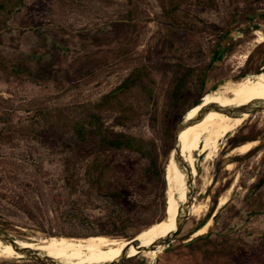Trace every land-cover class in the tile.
I'll use <instances>...</instances> for the list:
<instances>
[{
	"label": "rangeland",
	"instance_id": "rangeland-1",
	"mask_svg": "<svg viewBox=\"0 0 264 264\" xmlns=\"http://www.w3.org/2000/svg\"><path fill=\"white\" fill-rule=\"evenodd\" d=\"M172 4L179 5L177 17L195 28V36L178 50L167 51L164 37L171 18L164 6ZM257 29L264 32V0H0V230L32 241L97 233L131 238L164 219L167 185L163 196L151 183L139 182L142 163L126 150L104 154L128 165L119 179L114 174L108 178L110 183L129 185L136 206L123 219L112 213L108 195L89 188L88 162L80 156L72 125L87 118V112L135 66L157 65L154 101L138 103L137 119L120 124L115 112L99 113L109 128L155 138L166 171L173 149L164 153L162 125L166 121L175 134L183 118L191 120L197 99L202 97L203 102L230 80L260 72L264 43H254ZM247 50L249 57L240 65ZM178 61L196 69L189 85L191 98L184 114L165 118L170 76L165 63ZM202 68L203 86L198 87L196 76ZM126 99L137 104L138 96L128 94ZM189 129L190 123L180 130V146ZM247 140L258 144L248 154L231 153ZM228 163L235 165L227 169ZM197 168L192 199L204 204V211L200 216L188 215L152 264H264V254L260 259L255 256L263 247L246 249L245 255L241 251L219 255L208 241L193 249L184 246L192 232L209 220L206 233L198 236L212 231L213 238L227 235L250 244L264 238V110L251 114L234 135H228L213 160L200 156ZM170 176L165 172L166 182ZM223 196L228 201L218 207ZM38 262L28 257L0 258V264ZM147 262L137 254L118 264Z\"/></svg>",
	"mask_w": 264,
	"mask_h": 264
},
{
	"label": "trees",
	"instance_id": "trees-1",
	"mask_svg": "<svg viewBox=\"0 0 264 264\" xmlns=\"http://www.w3.org/2000/svg\"><path fill=\"white\" fill-rule=\"evenodd\" d=\"M178 7L179 5L177 4H172L168 8L164 6L171 18V25L167 28L164 37V48L167 51L178 50L184 42L190 41L195 36V28L190 25L186 26V24H183L177 17L176 11ZM216 51L217 49L213 50L214 53H216ZM155 67H157V65L150 66L146 63L135 66L114 91L105 94L101 100L87 112V118L77 119L72 125V130L78 142L80 156L88 162L85 175L90 190H95L101 195H108L111 200L110 208L112 213L122 219L128 217V215L133 212L136 205L132 199H130L129 185L110 183L108 174H114L115 178L117 175L119 179L128 165L122 162L109 160L104 154L112 150H126L136 154V162L142 163L139 173V182L151 183L152 186L159 188L163 196L165 195L167 185L165 168L161 165L159 145L155 138L137 136L125 131L109 128L105 126L99 112L105 109L115 112L116 120L120 124L137 119L140 114L138 107L140 105L138 103L142 101L150 104L154 101L156 79L153 74V68ZM165 69L170 73L165 95V105L163 107V115L167 118L176 112H179L180 115L185 113V107L191 98V89L189 85L194 77L196 69L185 65L181 61L166 62ZM203 71L204 68H202L201 73L196 76L198 87L203 86ZM128 94H136L138 96L137 104L134 101L130 102L126 99V95ZM197 101L198 99L193 105H195ZM151 119L153 126H157L158 118L156 111L152 113ZM173 136L174 130L171 125L165 121L162 125L161 136L164 153H168L173 149ZM259 184H261V181L255 184L254 188L259 187ZM253 212H257V210L254 209ZM97 234L111 235L112 233ZM203 241L212 243L213 247L217 250L214 254L219 255L233 254L238 251H241L242 255H245L246 249L254 251L259 247L264 248V238L260 239L258 243L250 244L242 241L240 238L236 239L227 235L213 238L212 231L196 237L193 241L184 246L193 249ZM219 241L222 243H219ZM238 241H241L242 245H240ZM226 246H229L226 252L219 251L225 249ZM218 247H221V249H217ZM262 254H264V250L256 252L255 256L260 259ZM38 264L45 263L39 261Z\"/></svg>",
	"mask_w": 264,
	"mask_h": 264
},
{
	"label": "bare ground",
	"instance_id": "bare-ground-1",
	"mask_svg": "<svg viewBox=\"0 0 264 264\" xmlns=\"http://www.w3.org/2000/svg\"><path fill=\"white\" fill-rule=\"evenodd\" d=\"M255 34L257 38L254 40V43H264V32L257 29ZM249 52L250 51L247 50L244 54L242 53L240 65L247 60ZM262 102H264V64L258 74L250 72V74L244 75L238 79L230 80L218 93H210L205 101H200L195 107L191 120L195 119L196 114L202 107L211 103L236 107ZM250 117L251 114L248 112L242 115H234L219 111H211L201 118L197 126L196 120L190 122L188 138L183 141L185 143L180 146V151L182 157H184L192 168V177L194 179L198 175V158L204 156L205 161L213 160L220 152L223 140L228 135H234ZM257 144V140L244 141L236 145L231 153L248 154ZM233 165L235 164L228 163L225 168L232 169ZM165 172L171 175L169 181H167L168 200L166 216L160 222L149 225L133 236L135 240H139L142 245H149L157 239L168 235L176 228L178 216L187 199L186 175L176 164L173 151L170 154ZM205 176L207 175L205 174ZM199 195L201 196L202 194ZM227 196L221 197L218 207L227 203ZM204 207L205 205L199 202L197 198L192 199L190 203V214L200 216L204 211ZM210 223L211 220L195 231L192 237L206 233ZM14 239L21 247L36 250L39 253H45L68 264H106L115 261L122 255L124 249L134 241L131 240V238L105 234H92L86 236L51 235L42 237L38 241L24 240L23 238ZM160 252L161 248L140 251L135 245H132L127 250L124 257L131 258L133 256L135 257L137 254H141L147 258L148 262L146 264H152L157 254ZM16 257H24V255L17 252L12 245H6L0 240V258Z\"/></svg>",
	"mask_w": 264,
	"mask_h": 264
},
{
	"label": "water",
	"instance_id": "water-1",
	"mask_svg": "<svg viewBox=\"0 0 264 264\" xmlns=\"http://www.w3.org/2000/svg\"><path fill=\"white\" fill-rule=\"evenodd\" d=\"M207 72H208V68H207L205 76H204V81L206 79ZM201 98L197 101L196 104L200 103ZM259 110H264V102H262V103H251V104L236 106V107H234V106H222V105H219L217 103H211V104H208V105H205L204 107H202L200 109L199 113L196 115L195 119L187 121V120H185V118H183L181 123L176 127L175 134H174V148L172 151H173V157H174L176 164L178 165V167L181 170H183L184 174L186 175L187 199H186V202L184 203L182 211L180 212V214L178 216V223H177L176 228L173 231H171L168 235L157 239L156 241L152 242L149 245H142L139 240H135V237H131V240H134V241L132 244L128 245V247H126L124 249L122 255L117 260L111 261V262L106 263V264H118V263H120V261H122L125 258L124 257L125 253L127 252V250L132 245H135L140 251L148 250V249H157V248L162 249L166 245H168L170 242H172L174 237L183 228V226L186 222V219H187L188 215L190 214V203L192 201L195 186H194V178L192 177V168L186 162L184 157H182V155H181V151H180L181 148H180V143H179V132H180V130L184 126H186L187 124L192 122L193 120L199 119L211 111H219L222 113L242 115L245 112L253 114L254 112L259 111ZM197 230H195V231H197ZM193 239L194 238L191 236L189 239L184 241V243L185 244L190 243L191 241H193ZM0 240L6 245H8V244L12 245V247L17 252L23 254L24 257H28L30 259L40 261V262H44L47 264H68V263H64L61 260L56 259L50 255H47L45 253H39L36 250L21 247L20 245H18L16 243V240L11 235H9L8 233H6L2 230H0Z\"/></svg>",
	"mask_w": 264,
	"mask_h": 264
}]
</instances>
